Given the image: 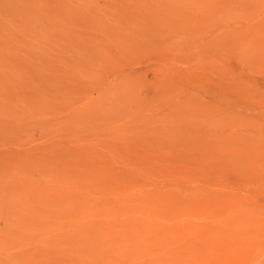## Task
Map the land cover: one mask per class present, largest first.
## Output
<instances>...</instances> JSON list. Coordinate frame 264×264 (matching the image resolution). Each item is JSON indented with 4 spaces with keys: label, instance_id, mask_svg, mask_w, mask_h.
<instances>
[{
    "label": "rangeland",
    "instance_id": "1",
    "mask_svg": "<svg viewBox=\"0 0 264 264\" xmlns=\"http://www.w3.org/2000/svg\"><path fill=\"white\" fill-rule=\"evenodd\" d=\"M0 264H264V0H0Z\"/></svg>",
    "mask_w": 264,
    "mask_h": 264
},
{
    "label": "bare ground",
    "instance_id": "2",
    "mask_svg": "<svg viewBox=\"0 0 264 264\" xmlns=\"http://www.w3.org/2000/svg\"><path fill=\"white\" fill-rule=\"evenodd\" d=\"M139 208V207H138ZM148 208V207H147ZM140 210V209H139ZM240 211V210H239ZM251 211V210H250ZM142 212V211H141ZM132 213V212H131ZM145 213V212H144ZM119 214V213H118ZM140 214V213H139ZM113 215H114V213H113ZM109 216H110V214H109ZM146 216V215H145ZM248 217V216H247ZM108 218V217H107ZM232 218V217H231ZM109 219V218H108ZM222 220V219H221ZM225 220V219H224ZM138 221V220H137ZM244 221V220H243ZM242 221V222H243ZM246 221V220H245ZM149 222V221H148ZM126 223V222H125ZM142 223V222H141ZM132 224V223H131ZM241 224H243V223H241ZM128 225V224H127ZM140 225V224H139ZM129 227V226H128ZM148 227V226H147ZM150 227V226H149ZM226 228V227H225ZM241 228V227H240ZM243 229V228H242ZM132 230V229H131ZM147 230V229H146ZM219 230H220V228H219ZM128 232H129V228H128V230H127ZM123 233H124V231H123ZM94 234V233H93ZM136 234V233H135ZM218 234V233H217ZM126 235H127V233H126ZM134 235V234H133ZM139 235V234H138ZM124 236H125V234H124ZM129 237V236H128ZM216 237H218V236H216ZM220 238V236L217 238V239H219ZM139 240H141V239H139ZM125 241H127V240H125ZM142 241V240H141ZM112 243V242H111ZM210 243H212V242H210ZM220 244V243H219ZM111 245V244H110ZM115 245V244H114ZM209 246V245H208ZM114 247V246H113ZM210 247V246H209ZM119 248V247H118ZM222 248V247H221ZM209 250V249H208ZM216 250V249H215ZM221 250V249H220ZM212 251V250H211ZM210 254V253H209ZM119 255V254H118ZM211 255H213V254H211ZM173 256V255H172ZM177 258V257H176ZM188 258V257H187ZM176 262H177V260H175ZM189 262V261H188Z\"/></svg>",
    "mask_w": 264,
    "mask_h": 264
}]
</instances>
